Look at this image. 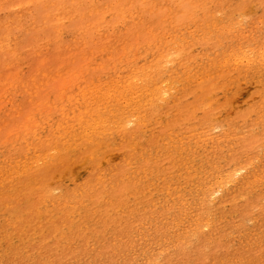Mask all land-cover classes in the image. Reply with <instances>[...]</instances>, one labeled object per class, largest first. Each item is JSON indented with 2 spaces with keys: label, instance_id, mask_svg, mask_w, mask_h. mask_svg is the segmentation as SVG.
Masks as SVG:
<instances>
[{
  "label": "rangeland",
  "instance_id": "1",
  "mask_svg": "<svg viewBox=\"0 0 264 264\" xmlns=\"http://www.w3.org/2000/svg\"><path fill=\"white\" fill-rule=\"evenodd\" d=\"M2 1L0 264H264V0Z\"/></svg>",
  "mask_w": 264,
  "mask_h": 264
},
{
  "label": "bare ground",
  "instance_id": "2",
  "mask_svg": "<svg viewBox=\"0 0 264 264\" xmlns=\"http://www.w3.org/2000/svg\"><path fill=\"white\" fill-rule=\"evenodd\" d=\"M123 1H128L130 3H134L136 0H118V2L116 0H108V2L114 7L116 8V10L118 9L119 12H121L123 10L122 8V2ZM2 2V4H4V1L0 0V3ZM6 2V1H5ZM145 3L148 4L147 0L144 1ZM152 5V3H151ZM2 6V5H0ZM52 6H55V4H53ZM151 6L149 5L148 8H150ZM1 8V7H0ZM37 10L36 11V18L34 19L35 22L37 23H47L50 19V16L51 14L49 13V9L48 8H45L43 6V9L40 8V7H37ZM90 18H86V17H83V16H80V21L82 20V23L85 24L84 21H88ZM3 26V22L0 21V27ZM1 29V28H0ZM3 30H7V27H5ZM22 47L25 48V45H23ZM123 49H125L123 47ZM262 49V48H261ZM92 50H90L89 52H91ZM251 54V53H250ZM241 56V55H240ZM169 57V56H168ZM246 57V56H245ZM58 58V57H57ZM235 58V57H234ZM248 58V57H247ZM242 59V58H241ZM230 60V58H227L226 60H224L225 63H227L228 61ZM245 62V61H244ZM78 62H75V60H71V63L69 64L68 67H71L72 65H77ZM223 65H226V64H223ZM66 69L67 68V65L65 67ZM65 68H62L63 69V72H66L67 70ZM60 73H58L57 75H59ZM145 75V76H144ZM188 75V74H187ZM191 75V74H189ZM128 79L130 81V86L128 88V90L132 91V92H135L131 86V83H135L137 82L138 80H144V81H149L151 80V75H150V71H147L146 73H143L141 77H137V73L136 71H133L129 76H128ZM1 80V78H0ZM34 80V79H32ZM167 81V80H166ZM139 82V81H138ZM168 82V81H167ZM201 85V84H200ZM188 86V85H187ZM120 87V86H119ZM202 87V86H201ZM194 88V87H193ZM205 88V87H204ZM153 94L156 95L157 93H159L161 90H162V83L161 84H154L153 86ZM190 89V88H189ZM199 89V88H198ZM120 92L122 90H119ZM209 96V95H208ZM157 118V117H156ZM87 120V119H86ZM131 122V121H130ZM99 126V125H98ZM96 127V126H95ZM169 131V130H168ZM40 162V161H39ZM26 165H24V167L22 168V173H25L26 175L29 174V172H26ZM37 170V169H36ZM33 171L32 174L33 175H38V171ZM21 173V174H22ZM4 175H6L7 173L6 172H3ZM20 174V175H21ZM24 174V175H25ZM236 176V175H235ZM229 181V179L227 180V178L225 176H218L214 179V181H208L206 183H204V187L202 188L203 189V195L206 197H210L211 195H213L215 192H218L220 191V189H224V186L225 184ZM11 182V181H10ZM230 183V182H229ZM118 194H121V191L120 190H116ZM216 194V193H215ZM207 222V221H206ZM201 250L198 248V252H200ZM175 256L176 258H178V260H181L182 258L185 259L187 254H186V249H181L179 251H176L175 252ZM47 262H42L40 261V257H37V258H34L33 261H34V264H60V262L63 261V256H62V253H56V252H47ZM106 261L109 262L108 259H106ZM109 264H111L109 262Z\"/></svg>",
  "mask_w": 264,
  "mask_h": 264
}]
</instances>
